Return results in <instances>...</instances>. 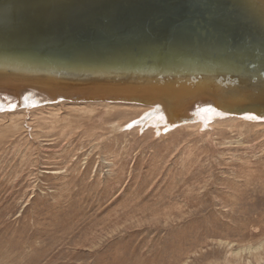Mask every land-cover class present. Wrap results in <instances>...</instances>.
Masks as SVG:
<instances>
[{"label": "rangeland", "instance_id": "1", "mask_svg": "<svg viewBox=\"0 0 264 264\" xmlns=\"http://www.w3.org/2000/svg\"><path fill=\"white\" fill-rule=\"evenodd\" d=\"M22 107L0 113V264H264V121Z\"/></svg>", "mask_w": 264, "mask_h": 264}, {"label": "water", "instance_id": "2", "mask_svg": "<svg viewBox=\"0 0 264 264\" xmlns=\"http://www.w3.org/2000/svg\"><path fill=\"white\" fill-rule=\"evenodd\" d=\"M257 1L0 0V95L161 105L167 116L165 95L183 92L176 125L204 106L264 118Z\"/></svg>", "mask_w": 264, "mask_h": 264}, {"label": "bare ground", "instance_id": "3", "mask_svg": "<svg viewBox=\"0 0 264 264\" xmlns=\"http://www.w3.org/2000/svg\"><path fill=\"white\" fill-rule=\"evenodd\" d=\"M261 2H262V0H259L255 4H257L259 6V4ZM30 95H27L24 99L16 98V97L10 98L8 96L0 95V113L5 114L9 110V108H12L11 110H13V112H14L16 108H20V106L22 107V105H24L23 106L24 110L35 108L36 106H38V104H40V102H38L39 98H36L32 95L30 96ZM187 96H188V94L183 93V92H181V93L176 92V93H173L170 95H165L164 103L171 107L170 112L167 114V116H165L161 111H159L162 107L161 105H160V107L157 106V107H159V108H157V107H148V106H144L141 104L124 103V102H119V103H111V102H104V101H101V102H70V101H65V100L57 101L55 103H51L50 105L53 106V105H58V104L59 105L60 104H72V105L101 104V105H105L106 107H109V106L110 107H112V106L132 107V108H136L138 111H142V113H144V115L142 116L143 118H141L140 120H137V121L135 120V122H133V121L131 122V124H133V127L135 126L134 124H136V126H137V123H140V122L145 123V122H148L149 120H154L155 122L157 121V123H156L158 125L157 129H159L161 131H165V129L166 130L167 129L173 130V129L178 128L180 126L181 127L186 126L189 128H197V127L199 128L200 124H202V121L207 120L208 122H210L213 119L215 120V122L221 121V120H224V121L225 120H230V121L233 120V121H235L236 119H238V120H240V119L246 120L247 119V120L256 121V122L264 121V118H257L254 116H230V115H224L221 112H220V114H218V113L214 112L213 110H211L210 108H207L205 106L203 108L202 107L197 108L194 113H189L190 117L193 118V120H190L189 122H187L185 124L176 125V124H173L172 122L167 121L170 119V117L179 116L181 114V112L178 111L176 106L180 102H186V100L188 98ZM29 99H32V100H29ZM24 102H25V104H23ZM180 105H178V107H180ZM23 107H22V109H23ZM5 109H8V110H5ZM13 112H10V113H13ZM15 112L19 113V111H15ZM169 115H171V116H169ZM147 125H150V122ZM209 125H211V124H209Z\"/></svg>", "mask_w": 264, "mask_h": 264}]
</instances>
